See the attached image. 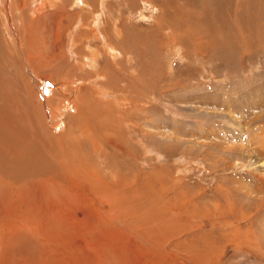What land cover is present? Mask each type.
<instances>
[{
  "label": "rangeland",
  "instance_id": "374dc122",
  "mask_svg": "<svg viewBox=\"0 0 264 264\" xmlns=\"http://www.w3.org/2000/svg\"><path fill=\"white\" fill-rule=\"evenodd\" d=\"M35 1L26 0L25 21L11 18L18 38L10 42L25 59L26 82L42 101L52 99L51 106L44 102L43 123L59 142L62 162L71 152L63 145L70 132L108 181L121 173L139 184L152 181L159 197L151 206L160 218L151 226L153 217L141 208L130 215L96 192L85 197L87 184L67 175L62 188L41 192L47 202L63 204L54 210L15 204L1 182L0 264H264V41L256 40L251 52L235 43L230 59L219 48L202 56L177 30L166 31L165 23L176 25L167 11L182 13L186 0H134V6L131 0H53L32 15ZM223 1L215 0L217 21L225 15ZM11 8L20 11L14 0ZM118 30L134 42L122 41ZM35 60L53 66L27 65ZM85 106L93 108L84 129L99 132L93 121H105L120 146L104 141L97 155L74 124ZM8 214L22 219L6 221ZM29 218L34 227L21 239L6 227ZM38 225L51 242L37 234ZM151 227L160 234H147Z\"/></svg>",
  "mask_w": 264,
  "mask_h": 264
},
{
  "label": "bare ground",
  "instance_id": "6f19581e",
  "mask_svg": "<svg viewBox=\"0 0 264 264\" xmlns=\"http://www.w3.org/2000/svg\"><path fill=\"white\" fill-rule=\"evenodd\" d=\"M133 1L134 0H131V6H134L135 4L133 3ZM230 1L232 2V4ZM230 1L225 0L223 1L225 4H221V6H226L225 13H223L224 11H222V13L225 15L223 19V15L220 17L222 20L217 21V19H215L216 16H213V10L215 8L214 5H216L215 0H186L185 8L183 7L184 9H182L180 7L182 13H176L175 10L167 11L166 15L168 16L169 20L175 22L176 25L172 26L169 22L165 23L166 31L170 33L171 31L177 30L176 32L183 38L181 39V42L188 45L192 44V48L194 49V51H200L202 56H205L206 54L209 55L210 51L214 50L215 48H219L221 49L223 54H226L224 59H226V57L227 59H230L228 55L233 52V48H236L235 43L239 46L241 45L240 49L242 51L246 50L251 52L254 49L253 44L256 42V40L258 42L264 41V0ZM14 2L20 8V11L17 9V11L15 10V12L9 13L11 11H8V9L11 8L12 0H0V14L2 15V19L0 17V26L2 25L1 22L4 26L3 30L0 27V183L2 182L4 183V186H7L5 188L6 193L9 196L8 199L10 201L13 200V202L18 205L36 202L37 205H43V209L49 208L54 210L55 207L58 205L62 208L63 204H60V201L58 199L53 200L51 202H47L48 193L47 195H44L43 198V194L41 192L44 193V190L45 192H49V189L50 191H52L54 185H59L62 188L64 184L63 182H61V177H63V175H67L69 177L77 179L79 182L87 184L89 190L86 191L87 194L84 193L85 197H89L96 192L104 199H109L113 201L119 207L120 212L125 211L130 215L137 213V211L141 208V210L146 211L147 218L153 217V219L151 220L153 221L151 226H153L154 221H159L157 220V218L160 217H157V208H155V206H151L152 204L156 203V201L158 200L157 197H159L158 191L155 190L152 181H148L147 185L143 184L142 182L139 184L136 180V177L134 178L131 176L132 178H129L130 180L128 181V179H124L125 175H122V173L121 178L117 176V179L115 181H108L107 177L99 169H97L94 164V160L89 157V148L86 149V147H83L84 144L79 141V138L76 139L77 141L71 140L70 132H67L65 134V136L67 137H65L67 139L66 142L64 139L63 141L61 138V142L63 141V145H65L66 143L67 149L71 151L70 155L66 154V161L64 160L65 164L62 162V151L59 148V142L57 143V141H55V139L49 134L50 130H48V127H46V125H44L43 123L44 116L46 115L44 113V102H46V105L51 106L52 99L45 98L42 101L37 96V93L33 90L32 85H29L25 80V69L23 68V60L25 59L23 56L19 57L17 55V52H21V50L17 48V50H14L11 47V42L14 39L18 38L17 33H15L16 28H14V25V29L12 28V24H14V22H12L11 18L13 17V15L16 14L15 18H17L20 23L26 20V14L23 12L26 7V0H14ZM52 2L53 0L35 1L32 6V15H34V12L38 11L41 7L43 8L44 5H51ZM121 6L125 7L124 4ZM11 9L14 10V7ZM220 10H223V8ZM18 14H20V17L18 16ZM215 14L217 13L215 12L214 15ZM184 16L187 19L186 25L182 23L184 22ZM178 23H181V25L186 28L182 29L181 27L180 29H178ZM156 24L160 27L162 26L163 21L159 20L156 22ZM28 27L30 28V26ZM20 29H22L21 26ZM37 29L38 28H36V30ZM25 30H22V32L27 34L28 29L26 31ZM131 30L135 32V27L132 29L130 28V31ZM57 31L60 34V31ZM118 31L120 32L119 36L121 37L122 41L126 43L134 42L133 38H130V36L129 38L127 37L128 35L125 37L126 33H124L122 30ZM231 31L232 33H229ZM32 32L30 33L32 34ZM205 37L207 39L204 40ZM152 38L155 39V36H153ZM121 40H118L119 43H121ZM13 44L15 45V43ZM14 45L13 47L15 48ZM152 46L155 47L156 43H152ZM8 47H10V50ZM133 48H135V45L133 46ZM12 50L14 52H12ZM155 50H158V46ZM24 56L27 59L30 58L27 57L25 54ZM49 57L53 58L52 56ZM44 62L35 60L33 65L32 63L27 65L33 68H36L37 65L39 66L40 63L42 65L41 67L43 68L53 66L50 63L51 61ZM141 88L142 87L140 83L139 92ZM91 108H93V106H91ZM91 108H89V106H85L84 110L79 113L78 117L74 118L75 127L82 126L81 130H85L87 132L83 133L82 135H84L85 138H88L90 140L89 142H91L92 147L95 148L96 152H99L97 153V155L100 154V150L98 149H101V151L103 150L104 144L101 143L104 141H108L113 145H117L116 147L120 146L119 141L117 142L115 141L116 139L113 138L115 136L113 135L112 137V134L109 131L110 128H107L105 124H102L103 122L106 123L105 121L97 122V119L94 120L95 122L93 121L94 125L92 126H95L94 128L99 132L90 130L88 131V128H86L87 130L84 129V126L86 127V125L91 124L88 117ZM53 111H56V109ZM99 112L101 113V111ZM97 113L95 115H97ZM105 116L107 118L106 114ZM94 117L95 116H93V118ZM58 152H60V154ZM66 152L68 153L67 150ZM93 168L97 170L95 171ZM159 180L160 179H158V181ZM75 187L79 189L78 184H76ZM176 192L177 191H175L174 193ZM139 193L145 196L144 201L142 202L137 201L136 197L134 196L135 194ZM52 194L53 192L51 193V195ZM71 197L75 198V194H71ZM174 197L177 198L178 193L175 194ZM39 198L42 199L40 201H37V199ZM32 199L33 201H31ZM43 215L47 216L44 212ZM11 219H22V215L8 214L6 221ZM29 220L26 224L19 225H14V223L6 222V227L13 230L12 233L14 232L16 234H19V239H21L22 237H20V234H24L25 232L27 234V232L34 227V219L29 218ZM82 220L86 225L87 223H89L85 219ZM94 223H96L94 224L95 226H99L98 222ZM159 225L165 234L168 233L167 230L164 228L163 224ZM42 227L43 229L49 228V226L44 223L42 224ZM49 230L52 229L50 228ZM35 231L37 232V234L39 233L50 241L49 238H51V236L42 234L40 232V225L36 227ZM53 233L55 234L54 231ZM146 233L149 234L151 237L158 236L160 234L153 232L152 227L150 230H146ZM53 236H56V234ZM15 237L18 238L17 236ZM19 239L16 240L15 243L19 241ZM32 241L37 240L33 238L30 242ZM17 244L18 243H16V245ZM30 251L32 252V250ZM33 252L32 254L34 255ZM45 254L46 253H44L43 255ZM37 263L38 262H36V264Z\"/></svg>",
  "mask_w": 264,
  "mask_h": 264
},
{
  "label": "crops",
  "instance_id": "0c3cea01",
  "mask_svg": "<svg viewBox=\"0 0 264 264\" xmlns=\"http://www.w3.org/2000/svg\"><path fill=\"white\" fill-rule=\"evenodd\" d=\"M155 30H153V33H154Z\"/></svg>",
  "mask_w": 264,
  "mask_h": 264
}]
</instances>
